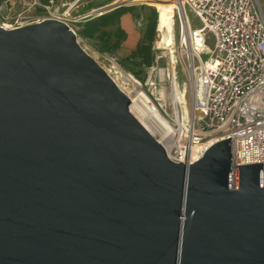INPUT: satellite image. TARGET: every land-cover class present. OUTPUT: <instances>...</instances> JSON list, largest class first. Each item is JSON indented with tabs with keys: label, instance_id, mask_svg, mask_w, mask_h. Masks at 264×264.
<instances>
[{
	"label": "water",
	"instance_id": "1",
	"mask_svg": "<svg viewBox=\"0 0 264 264\" xmlns=\"http://www.w3.org/2000/svg\"><path fill=\"white\" fill-rule=\"evenodd\" d=\"M77 36L0 25V264H264V162L172 161Z\"/></svg>",
	"mask_w": 264,
	"mask_h": 264
},
{
	"label": "built area",
	"instance_id": "2",
	"mask_svg": "<svg viewBox=\"0 0 264 264\" xmlns=\"http://www.w3.org/2000/svg\"><path fill=\"white\" fill-rule=\"evenodd\" d=\"M176 1L182 27V42L192 54L189 59V76L194 80L193 109L192 116H185L182 101L177 97L176 100H171L173 109L167 113L163 108L166 101L161 97L156 101L158 107L164 109L166 114L163 115L176 128L175 143L168 147L162 142L169 158L174 162H195L205 154L209 146L232 137L234 168L237 165L263 163L264 0ZM127 3H116L108 9L113 11ZM44 7L47 15L37 22L58 18L78 32L79 27L73 22L82 17L70 16V8L56 13L52 6ZM188 8L202 21L201 27L192 26ZM104 11L105 9L98 13H88L83 18L105 13ZM137 21L142 27L143 21ZM17 27L21 25L11 26ZM210 34L215 40L213 48L207 45ZM205 53L208 54L207 58H203ZM103 55L111 66H104L107 72L132 98L116 78L115 74L124 70L117 57ZM152 69L155 66L150 68ZM128 75L139 83L131 72ZM158 79V83L166 81L161 79L160 74ZM172 79L170 93L175 87L174 81L178 80L175 73Z\"/></svg>",
	"mask_w": 264,
	"mask_h": 264
},
{
	"label": "rangeland",
	"instance_id": "3",
	"mask_svg": "<svg viewBox=\"0 0 264 264\" xmlns=\"http://www.w3.org/2000/svg\"><path fill=\"white\" fill-rule=\"evenodd\" d=\"M107 1V0H49V5L52 6L54 11L56 13L58 12H64L70 8V16H73L75 14L76 17H82L81 19L78 18L75 22V25L79 27L81 22L84 20V15L88 13H98L97 11H100L99 9H105L104 12H108L111 8L110 6L113 5L118 0H110V3H107L103 6L98 7V9L89 10L87 7L92 5H98V3ZM146 4L148 6H153L157 9L158 14L159 8L148 3L147 1L142 2H132L127 3V5H142ZM42 0H2L0 2V25H3L4 27L11 29V26H26V24L29 23H36L38 19L41 17L47 15L46 13L39 12V7L43 6ZM109 5V6H108ZM107 6V7H106ZM103 7V8H102ZM107 9V10H106ZM188 15L189 19L191 20L193 27H201L202 21L199 20V18L193 13V11L188 8ZM129 15L128 19L125 20V26L129 30V36L131 38L129 39L128 43L126 44L127 47L133 45V47L136 45L135 41L136 38L140 39V32L141 27L138 25V21L135 17ZM174 42L171 45H167L165 42H163V35L159 31V27H157V40L155 42V50H157V59L156 63L154 64L155 69H152L148 71V77L147 81L142 83L139 80V83L136 82L134 79L128 75V72L125 70H120L115 75L117 76V80L125 89H127V92H133L135 88V83L139 85L140 89L147 92L149 96L151 97L152 101L158 106L157 100L159 99V96L153 94L151 92V79L158 81V76L160 74V70H164L165 76H166V85H167V92L170 94L171 83H172V76L173 73L176 74L177 79L180 84V89H185L186 95H187V107L190 109V116H192V89L194 86V80L190 78V64L189 59L192 56L190 49L186 47V45L182 42V27H181V21L179 20V11L177 8H175L174 13ZM159 21V17H158ZM159 25V23H158ZM78 35V34H77ZM80 44L84 49H86L96 60L99 64L105 66L106 68L111 67L109 64V61L105 58V56L102 53H99L94 50L92 45L88 40H84L82 37L77 36ZM135 39V40H134ZM139 41V40H138ZM163 42V43H162ZM214 36L212 34L209 35L207 40V45L211 48L214 47ZM130 44V45H129ZM169 46V47H168ZM121 55H123V51L120 52ZM208 54L205 53L203 55V58H207ZM120 72V73H119ZM162 84H164L162 82ZM182 87V88H181ZM184 91V90H181ZM152 93V94H151ZM166 101V100H165ZM164 103V100L162 101ZM169 99L164 103L165 105L163 108H165L167 113H170L173 108H171ZM161 109L163 114H166L164 109L160 106L158 107ZM168 118V117H167Z\"/></svg>",
	"mask_w": 264,
	"mask_h": 264
},
{
	"label": "trees",
	"instance_id": "4",
	"mask_svg": "<svg viewBox=\"0 0 264 264\" xmlns=\"http://www.w3.org/2000/svg\"><path fill=\"white\" fill-rule=\"evenodd\" d=\"M2 0H0L1 2ZM43 4L49 5V0H42ZM110 0L90 5L89 10L110 3ZM39 12L47 13L45 7L40 6ZM131 15L137 20L141 19L140 39L133 47L129 55L120 54V49L128 40V32L123 25V19ZM158 11L153 6L146 4L120 6L113 11L99 15H91L84 18L79 25L78 36L88 40L95 51L102 54H110L117 57V61L128 73L131 72L142 83L147 81L148 71L154 66L157 59L155 42L157 40Z\"/></svg>",
	"mask_w": 264,
	"mask_h": 264
},
{
	"label": "bare ground",
	"instance_id": "5",
	"mask_svg": "<svg viewBox=\"0 0 264 264\" xmlns=\"http://www.w3.org/2000/svg\"><path fill=\"white\" fill-rule=\"evenodd\" d=\"M142 1H147L148 3L159 8L160 14L158 29L163 35V42L172 46V43L174 42V13L175 8L178 6L176 0H118L113 5L121 2L127 3ZM99 10L103 9L100 8ZM160 77L162 80H167L164 70H160ZM174 83L175 87L172 92L173 96L170 92V94L166 93L168 88L166 83H158V81L151 79L150 89L153 94L163 98L166 101L169 99L171 102V100H176L178 97L182 101V108L185 116L188 117L190 114V109L187 107V95L185 91H181L180 87H178V80H175ZM130 94L132 95V104L130 109L132 110V113L138 122L141 123L142 126L146 128L155 138H157L158 141L163 142L168 147L173 145L175 143L174 133L176 128L174 127V124L163 115L161 109L158 108V106L152 101L149 94L141 90L139 85L136 83L133 92H130Z\"/></svg>",
	"mask_w": 264,
	"mask_h": 264
},
{
	"label": "crops",
	"instance_id": "6",
	"mask_svg": "<svg viewBox=\"0 0 264 264\" xmlns=\"http://www.w3.org/2000/svg\"><path fill=\"white\" fill-rule=\"evenodd\" d=\"M73 16L76 17L75 14H73ZM128 17H129V15L126 16V17L123 19V21H122L124 26H125V20H127ZM130 17H131V16H130ZM125 28H126V26H125ZM126 29H127V28H126ZM127 32H128V36H129L130 33H129V30H128V29H127ZM130 38H131V36L128 37L127 42H126V43L122 46V48L120 49V51H121V52L123 51V53H124L123 56H127V55H129V53H130L131 50L133 49V45L128 46V47H127V45H126V44L128 43V41H129ZM134 40H135V39H134ZM138 40H139V38H136V41H135L136 43H135V44H137ZM129 45H130V44H129Z\"/></svg>",
	"mask_w": 264,
	"mask_h": 264
}]
</instances>
